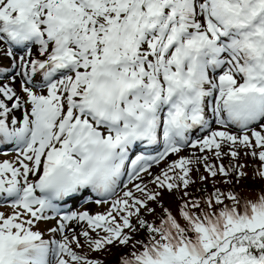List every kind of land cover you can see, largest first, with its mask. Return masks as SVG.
Wrapping results in <instances>:
<instances>
[{"label":"snow or ice","instance_id":"obj_1","mask_svg":"<svg viewBox=\"0 0 264 264\" xmlns=\"http://www.w3.org/2000/svg\"><path fill=\"white\" fill-rule=\"evenodd\" d=\"M0 145V264H264V193L232 163L264 179V0H0ZM93 193L103 212L62 207Z\"/></svg>","mask_w":264,"mask_h":264},{"label":"rangeland","instance_id":"obj_2","mask_svg":"<svg viewBox=\"0 0 264 264\" xmlns=\"http://www.w3.org/2000/svg\"><path fill=\"white\" fill-rule=\"evenodd\" d=\"M19 85L20 82L19 80L16 81V88L19 91ZM235 130V129H233ZM2 148V145L0 147V149ZM193 149L190 148H186L184 149L180 155L183 156H191L193 153ZM9 153L7 152H0V160H4V159H9L12 160L15 158L16 152L12 151L11 155H8ZM197 155H199V153H197ZM178 157L175 155H172L168 158V160L166 162H162L159 166H154L152 169L153 174H159L161 168L165 167L167 163H170L171 161L177 159ZM232 160L231 157H225L223 159V163L227 166L229 161ZM209 162L211 163L212 160L210 159ZM232 163L236 164H242L244 165V168L242 169L246 174V178L241 179L240 182L238 184L235 185V191L236 192H241V188L240 187H245V186H249L251 185V183L253 182V180H260L261 178L258 175L259 170L261 169V162L258 159H254L252 156L250 155H244L243 152L241 153L240 157L237 160H232ZM200 175H207V173L205 172L204 168L201 166L199 167V171H197L196 169H193L192 172V176L193 179L196 180L195 184H192L191 186L195 188V190H204V194L207 195L209 193H211L214 190V185L211 181V179H209L206 182H201L198 177ZM145 183H147L151 177L145 176ZM217 179L219 181H221L220 183H217L215 185V187H219L222 191L227 192L229 190H231L233 188L232 184L226 183L224 182V178L223 177H217ZM131 186V185H130ZM150 187H153L152 185H149ZM190 186V187H191ZM190 187L188 188V190L190 189ZM181 195V193H179ZM81 200H78L77 202H75L73 204V208L75 209H79V210H84L87 209L90 213H97V212H103L105 210V208L107 207L106 205H97L94 203V200L96 199L95 197L92 199V203H94L91 207H88V203L84 202V198H80ZM163 203L166 206H171L173 203L171 202L172 200L170 199V197L168 195H165L162 197ZM176 200L175 202L177 203H181L180 198L178 195H176ZM158 209V208H157ZM0 212H4L5 214H10L12 212L11 207L10 208H4L3 204H0ZM149 220H151L153 218V216H148L147 217ZM54 222H49L48 224L45 223H41L39 225V228L41 230L44 231L45 233V238L48 237V232H47V227L51 226V224H53ZM144 232H140L139 234H137L136 239H143L144 238ZM84 254H87L88 256L92 257V258H97L99 260L102 261V264H118L119 259L124 256V255H130L131 252L133 251V249L129 246V247H117V246H112L110 248H108L107 250H102V251H89L87 248H84L82 250Z\"/></svg>","mask_w":264,"mask_h":264},{"label":"trees","instance_id":"obj_3","mask_svg":"<svg viewBox=\"0 0 264 264\" xmlns=\"http://www.w3.org/2000/svg\"><path fill=\"white\" fill-rule=\"evenodd\" d=\"M241 188V192H237L239 193L240 197L243 199H249V200H255L258 198V196L262 193H264V179H260V180H253V182L251 183V185L249 186H245V187H240ZM191 196L200 198V197H204L207 196L204 194V190H195L194 187H190V189L188 190ZM165 195H168L170 197V199L172 200L171 202L173 203L171 206H166L165 207L169 208V210L177 216V218H179V206L181 203H177L175 201L176 200V195L179 196L180 198V194L179 192H172V193H165ZM181 201V200H180ZM161 212V209L158 208L157 209V214H159ZM155 217H153L151 220H153ZM183 222V221H181ZM146 239V236L144 234V238ZM136 249L139 250L140 249V245L136 246Z\"/></svg>","mask_w":264,"mask_h":264},{"label":"bare ground","instance_id":"obj_4","mask_svg":"<svg viewBox=\"0 0 264 264\" xmlns=\"http://www.w3.org/2000/svg\"><path fill=\"white\" fill-rule=\"evenodd\" d=\"M17 115H19L18 113H17ZM194 135H202V133H199L198 131H197V133H195ZM85 195H87V193L85 194ZM91 197H92V199L95 197V198H97L96 196H95V194L93 193V194H91ZM80 198H84L83 196H81V197H77V198H75V199H72V200H69L66 204H63L62 205V207H67V208H70V209H74L73 208V204L75 203V202H77L78 200H81ZM94 203H92V202H90V203H88L87 205H88V207L90 206H92Z\"/></svg>","mask_w":264,"mask_h":264}]
</instances>
